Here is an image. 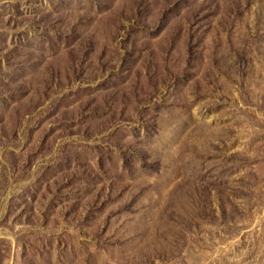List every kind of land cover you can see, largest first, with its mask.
<instances>
[{"label": "rangeland", "instance_id": "obj_1", "mask_svg": "<svg viewBox=\"0 0 264 264\" xmlns=\"http://www.w3.org/2000/svg\"><path fill=\"white\" fill-rule=\"evenodd\" d=\"M0 264H264V0H0Z\"/></svg>", "mask_w": 264, "mask_h": 264}]
</instances>
